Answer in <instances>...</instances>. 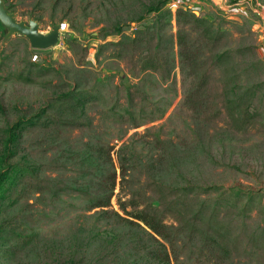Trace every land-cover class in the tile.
<instances>
[{
    "label": "rangeland",
    "instance_id": "1",
    "mask_svg": "<svg viewBox=\"0 0 264 264\" xmlns=\"http://www.w3.org/2000/svg\"><path fill=\"white\" fill-rule=\"evenodd\" d=\"M237 2L0 0L57 33L0 18V264H264V0Z\"/></svg>",
    "mask_w": 264,
    "mask_h": 264
},
{
    "label": "water",
    "instance_id": "2",
    "mask_svg": "<svg viewBox=\"0 0 264 264\" xmlns=\"http://www.w3.org/2000/svg\"><path fill=\"white\" fill-rule=\"evenodd\" d=\"M0 18L11 32H19L28 36L33 46L47 47L56 40V31H52L48 35H41L35 22H31L27 26L25 23L18 22L13 15L3 10L0 12Z\"/></svg>",
    "mask_w": 264,
    "mask_h": 264
},
{
    "label": "trees",
    "instance_id": "3",
    "mask_svg": "<svg viewBox=\"0 0 264 264\" xmlns=\"http://www.w3.org/2000/svg\"><path fill=\"white\" fill-rule=\"evenodd\" d=\"M113 194V193H112ZM112 195H109L107 198H109V201L107 203H101L100 201H97L96 206H101L105 204L110 205V199ZM125 204V203H124ZM123 203H120V209L127 215V218H133L136 219L139 223L144 222L146 226L153 232L157 234L162 233V228L165 225V223L162 221V219L157 214L158 211V205L152 206V205H146L141 207V205L134 203L132 206V210H129L126 205ZM118 214V212H116Z\"/></svg>",
    "mask_w": 264,
    "mask_h": 264
},
{
    "label": "built area",
    "instance_id": "4",
    "mask_svg": "<svg viewBox=\"0 0 264 264\" xmlns=\"http://www.w3.org/2000/svg\"><path fill=\"white\" fill-rule=\"evenodd\" d=\"M180 2V4L182 5H187V1L188 0H172V5L173 3L175 4L176 2ZM254 0H238L237 5H242L244 2H253ZM255 5L258 7V9L260 10L261 13V17L263 18L264 21V5H259L258 3H255ZM172 8L176 7V5L171 6Z\"/></svg>",
    "mask_w": 264,
    "mask_h": 264
}]
</instances>
